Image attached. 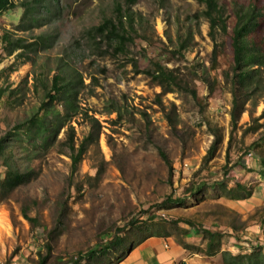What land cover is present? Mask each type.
Returning a JSON list of instances; mask_svg holds the SVG:
<instances>
[{"label": "rangeland", "instance_id": "1", "mask_svg": "<svg viewBox=\"0 0 264 264\" xmlns=\"http://www.w3.org/2000/svg\"><path fill=\"white\" fill-rule=\"evenodd\" d=\"M12 1L19 6L25 0ZM217 1L223 7L227 22L225 61H230V31L235 20L232 3L248 0ZM117 2L124 7L123 0H49L43 4L50 12L41 6L37 21L27 30L18 27L23 21L19 20L22 9L17 6L9 14H0V36L8 32L11 37H21L27 42L43 37L41 41L38 39L36 50L23 57H16L19 50L7 55L0 46V88L3 89L0 136L12 130L8 149L21 169L35 172L29 182L0 201V264H36L47 242L51 264L54 260H67L78 251L97 247L116 227H124L132 218L139 220L142 210L166 221L163 225L155 220L152 232L134 241L133 248L143 246L139 257L142 251V254L147 250L152 253L140 257L144 264L163 262L158 248L151 250L141 244L150 237H164L166 228H170L168 221L177 218H187L204 228L227 231L221 250L237 253L251 250L250 244L264 247V220L257 221V214L264 208V175L246 172L235 163L242 158L247 146L253 157L261 151L264 140L260 136L264 129L261 127L241 136L251 123L248 113H241L227 161L231 97L226 88L217 85L209 93L204 84L196 82L197 92L204 97L206 105L201 111L190 95L174 89L160 93L161 88L148 76L135 71L146 67L144 57L158 54L160 42L171 48L176 33H185L190 28L194 32L193 43L184 55L167 52L159 58L169 67L198 64V74L211 77L212 42L207 35L208 23L203 17L194 16L203 6L196 0H136L131 6L134 24L129 31L133 41L128 43L124 53H117L104 37L94 39L90 33L93 26L115 16ZM254 4L262 11L257 35H264V0H254ZM260 36H256V40ZM225 61L220 59L218 71L228 65ZM58 70L66 78L73 74L76 79V94L72 100L77 112L59 127L55 112L60 115L62 105L56 102L48 113V130L37 132L19 127L36 112L41 102L42 80L48 84ZM259 87L257 95L246 101V108L253 116H258L264 106V73ZM169 115L175 120L174 133H170ZM90 117L96 118L99 124L97 139L88 145L76 170L71 172L70 159L62 152L66 150L65 129L73 127L78 144L89 131ZM207 121L220 131L221 141L212 156L204 161L213 139ZM258 122L264 124V117ZM159 149L173 167L170 178ZM224 164L232 166L230 174L234 172L252 189L250 198L232 201L226 197L215 198L216 192L210 191L199 201L187 196L185 206L154 207L168 194L185 195L189 186L211 183L218 186ZM245 164L252 169L256 167L254 159H248ZM1 173L0 168V176ZM58 202L64 205L61 223L49 238ZM23 208H29V216L37 217L35 227L22 216ZM230 223L246 224L241 234L243 241L237 242L233 237L236 231L229 228ZM178 225L187 233L181 238L169 237L175 242L181 241L180 256L170 264H221L220 254L207 256L194 249H184V243L196 246L199 239L193 235L189 224L179 222ZM164 243L160 249L172 252L171 240ZM119 254L111 255L110 260H115Z\"/></svg>", "mask_w": 264, "mask_h": 264}, {"label": "trees", "instance_id": "2", "mask_svg": "<svg viewBox=\"0 0 264 264\" xmlns=\"http://www.w3.org/2000/svg\"><path fill=\"white\" fill-rule=\"evenodd\" d=\"M48 1L49 0H25L17 6L12 0H0V14H9L10 11L17 6L16 8L22 9V16L19 20L23 21V24H19V29H32V25L39 17V8L41 6H43L46 11L50 12L49 8L43 4ZM196 1L202 5L203 8L201 11L195 13L194 16L197 19L201 16L208 23L207 35L212 42L209 60V69L213 72L212 76L209 77L203 73L198 74L197 69L200 66L198 64L187 63L184 66L177 65L169 67L165 61L159 58L160 54L167 52L173 55H184V51L189 49L193 43L194 32H192L190 28H188L185 33H176L175 41L171 48H168V45L164 42H160L158 54L156 56L144 57L147 60L146 67L141 70L135 69V71L137 73H144L148 76L151 81L161 88L160 93H165L174 89L186 95H190L191 99L201 111L204 110L206 105L204 104V97L197 92L196 82L199 81L204 84L209 89V93H212L217 85L221 89L226 88L231 97L228 111L230 128L226 149L228 161V152L231 142L235 138L234 131L237 119L241 113L246 111L251 119V123L243 129L241 136L248 132L254 133L261 127L264 129V124L258 122L260 118L264 117V106L258 116H253L252 112L246 108V101L253 95H257V92L260 90V78L264 73V35L259 34L261 36L256 40V36H259L257 35L258 20L262 16V11L258 5L254 4V0H248L247 3H239L236 1L232 3L231 12L235 18L230 31L232 56L230 61H225L227 56L224 36L227 34L228 28L223 7L217 0ZM135 2L136 0H123L122 4L124 7L118 2L115 3V16L112 18H105L99 24L91 28L90 33L93 34V38L96 39L102 36L106 39L108 46L109 43L112 44L111 47L114 51L117 53H124L128 43L133 41L129 31L133 29L134 17L131 12V6ZM38 39L41 41L43 37L39 36ZM38 39L36 41L27 42L24 38L11 37L8 32H5L0 36V46L7 55L19 50V52L15 54L18 58L35 51L39 43ZM220 59L224 60L228 65L222 67L220 71H218L221 63ZM75 81L76 79L73 74L68 75L66 78L63 76V72L59 70L56 74H53L48 84H45L42 80V98L36 112L18 126H25L27 130L33 129L37 132L48 130L49 128L46 125L49 116L48 113L51 112V108L56 102H59V105H62V113L59 115V112L56 111L55 115L58 116L60 120L58 126L62 127L65 124L64 120H68L77 112V106H74L72 100V97L76 94V90L74 89ZM2 92L3 89L0 88L1 98L3 95ZM259 94L261 95V92H259ZM167 121L170 126V133L176 132L175 120L169 115L167 116ZM89 125V131L78 144L75 142L73 127L69 126L65 129L63 145L66 150H62V152L70 159L71 172L76 170L88 145L97 139L99 124L96 118L90 117ZM207 125L209 126V131L213 139L203 157L204 161L212 156L221 141V133L216 126L211 125L208 121ZM15 129H17L16 126ZM12 136V130L6 131L4 135L0 136V168L2 169L0 176V201L8 197L17 187L29 182L35 175L32 169H21L17 161L13 158L12 152L8 149L9 141L12 139ZM260 138L264 140V131ZM249 151L247 146L246 150L244 149V154ZM158 152L166 161L168 176L170 178L173 173V167L170 162H168L166 154L160 149ZM254 160L256 162V167L253 169L247 164L241 163V157L235 161L237 164L236 167L246 172H254L260 176L264 175V146L261 147V151L254 156ZM231 169L232 166L224 164L223 170L220 172L221 180L216 187L213 186L212 183L203 186H189L186 189L185 195L173 196L172 194H168L160 203L155 204L154 207L167 208L172 206H185L188 204L187 196H190L192 200L199 201V198L206 196L210 191L216 192L215 198L226 197L232 201L247 200L252 196V189L234 175V172L230 174ZM202 170L203 168L200 169V171ZM63 207L64 205L62 202L56 203V216L53 220L52 228L48 231V234H50L49 238L56 233L61 223ZM28 209L29 208H23L21 214L33 228L37 225V217L29 216ZM141 212L143 215H141L139 220L138 218H132L124 227H116L112 235L105 241L100 242L97 247L91 248L85 252L78 251L67 260H54L52 264H118L126 253L133 248V243L137 241L138 237L142 235L144 237L148 232H152L154 229L152 225L155 220L160 224H166L163 218L155 216V214H148L147 210H142ZM257 217V221L262 223L264 220V208L257 214ZM179 222L189 224L192 228L193 235L197 236L199 239V244L196 246L189 242L184 243V249H189L190 251L194 249L207 256L220 254L221 264H264V247L262 245L250 244L249 246L252 248L248 252L240 251L232 253L221 250V242L227 236V231L224 232L217 229L204 228L201 224H196L187 218L169 220L168 223L170 224L168 225H170V228H166L164 238L173 237V235H178V238H181L187 233L184 227L178 225ZM245 227L246 224L239 226H235L233 223L229 224V228L236 231L233 233V237L238 240L237 242L243 241L244 238L241 234ZM172 230H176V233H173ZM180 242L181 241L178 240L176 242L174 241L177 246L180 245ZM117 253L120 254L116 256V259L110 260V256ZM50 254V245L47 242L45 244V252L44 254H39L36 264H51V262H49Z\"/></svg>", "mask_w": 264, "mask_h": 264}, {"label": "crops", "instance_id": "3", "mask_svg": "<svg viewBox=\"0 0 264 264\" xmlns=\"http://www.w3.org/2000/svg\"><path fill=\"white\" fill-rule=\"evenodd\" d=\"M147 242L145 243H142L141 245H145L146 244V247H150L151 250L154 249V248H158L159 249V253H161L162 255L160 256V258L163 260V262L161 264H170L172 263V261L175 259V257L178 255L180 256V250L181 248L177 245H175L174 241L169 238V237H150V238H147ZM167 240H171V251L172 252H168V253H165L164 250L160 249V246L162 243H164V241H167ZM165 244V243H164ZM143 246H140V247H135L133 249H131L129 252H127V254L124 256V258L118 263V264H144L143 260H141V256L143 255H152L151 251L150 250H147L145 252V254H142L141 252V256L139 257L138 253H140V249L142 248ZM150 257V256H149ZM152 258H150V261H151ZM183 264H191L190 262H185Z\"/></svg>", "mask_w": 264, "mask_h": 264}, {"label": "built area", "instance_id": "4", "mask_svg": "<svg viewBox=\"0 0 264 264\" xmlns=\"http://www.w3.org/2000/svg\"><path fill=\"white\" fill-rule=\"evenodd\" d=\"M248 159H251V160L254 159V157H253V155H252V153H251L250 151L247 152L246 154H244V155L242 156V158H241V163H243V164L247 163V162H248ZM248 166H249V165H248Z\"/></svg>", "mask_w": 264, "mask_h": 264}]
</instances>
